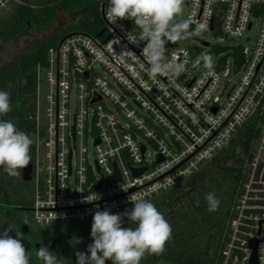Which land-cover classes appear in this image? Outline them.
I'll return each instance as SVG.
<instances>
[{
  "label": "built area",
  "instance_id": "1",
  "mask_svg": "<svg viewBox=\"0 0 264 264\" xmlns=\"http://www.w3.org/2000/svg\"><path fill=\"white\" fill-rule=\"evenodd\" d=\"M95 1L102 36L73 32L36 68L29 117L34 223L60 226L91 221L97 210L123 213L133 207L132 194L153 201L196 174L255 118L259 134L218 240V264H264V0H185L186 19L216 36L169 42L167 58L185 70L157 82L141 55L146 42L127 39L133 22L109 23L108 0ZM23 3L0 0V15ZM204 53L212 57L210 72L197 62ZM115 162L121 180L107 184ZM165 183L167 189L152 191ZM93 193L99 199L88 202Z\"/></svg>",
  "mask_w": 264,
  "mask_h": 264
},
{
  "label": "clouds",
  "instance_id": "2",
  "mask_svg": "<svg viewBox=\"0 0 264 264\" xmlns=\"http://www.w3.org/2000/svg\"><path fill=\"white\" fill-rule=\"evenodd\" d=\"M184 2L185 0H108V22L116 24L117 21L131 20L134 29L127 33V39L137 46L140 41L146 42L141 55L147 61V75L153 82H157L158 76H178L185 70L184 64L167 58L166 45L199 35L206 27L196 23L191 17L177 19L183 12ZM193 23H196L195 30L190 31ZM136 29L139 30L138 34ZM200 60L210 72L213 67L211 55L201 54L197 62ZM11 110L10 93L0 90V116ZM32 144V138L18 129L11 120L0 119V168L7 175H21V170L31 162ZM169 186L170 183L158 185L152 191H158L161 187L167 189ZM97 199L99 197L94 193L86 198L88 202ZM128 199L133 207L123 213L113 214L107 209L94 213L91 224L93 242L88 245L87 253H76V264H106L107 261H111V264H141L146 255H159L165 250L166 243L172 238L171 224L145 196L132 194ZM205 199L209 212L218 209L220 201L214 192L207 193ZM125 217L129 222L128 227L123 226ZM24 224L28 225L27 218ZM133 224L135 227L131 226ZM13 230L15 237L10 234ZM22 240L23 234L11 223L0 231V264H31V253L26 250ZM36 256L43 264H60L57 254L46 246L37 248Z\"/></svg>",
  "mask_w": 264,
  "mask_h": 264
},
{
  "label": "trees",
  "instance_id": "3",
  "mask_svg": "<svg viewBox=\"0 0 264 264\" xmlns=\"http://www.w3.org/2000/svg\"><path fill=\"white\" fill-rule=\"evenodd\" d=\"M59 9L85 13L79 22L70 26L73 32L82 31L96 35L101 30L99 19L95 16V13L99 11L95 0H25V3L16 5L12 11L0 17V39L8 40L24 34L31 24L41 21L51 22ZM67 34L68 32L59 33L40 42L32 54L0 69V90L10 93L12 108L6 115L0 116V119L6 120L7 116H14L17 128L28 135L34 129V124L29 117L34 111L35 101L34 104L26 105L24 100L28 96L35 98L37 65L47 63L49 48L59 43ZM258 134V120L251 118L212 160L184 181L187 187H190L188 192L181 189L182 182L174 190L151 201L159 211L164 212L166 206H171L174 201L179 202L186 197V202L184 206L180 207L177 218L175 216L171 218L170 215L165 217L172 228H176L175 231H172V238L167 243L176 246L177 256L171 259H174L177 264H185L188 235L193 236L192 258L198 257L200 261L202 260V256L196 253L199 242L195 239L198 231L194 228L197 226L202 227V229L217 227L212 235L215 242L219 240L239 192L245 160L250 156ZM30 155L32 159V146ZM0 188L1 203L4 205L0 211L3 210L7 216H10L15 210L25 209L29 211L32 207L33 184L31 181H24L21 175L12 177L0 168ZM209 192H214L220 201L218 209L214 212L208 211L205 197ZM2 221L3 217L0 215V228L3 227ZM127 222L125 217L123 225H127ZM80 224L91 226L92 220ZM53 227L45 226L47 229ZM180 245L182 246L180 247ZM218 246L215 247L216 253L213 257L205 259V263L199 262L198 264H218ZM179 253L182 254L179 255Z\"/></svg>",
  "mask_w": 264,
  "mask_h": 264
},
{
  "label": "flooded vegetation",
  "instance_id": "4",
  "mask_svg": "<svg viewBox=\"0 0 264 264\" xmlns=\"http://www.w3.org/2000/svg\"><path fill=\"white\" fill-rule=\"evenodd\" d=\"M75 13H78L77 16L80 18L85 16L82 12ZM30 214L31 211L23 209L15 210L10 216H7L4 213L5 217L2 221L3 227L0 228V231L7 228L8 223H11L17 231H20L23 234L22 243L26 250L31 253V264H43V262L36 256L37 248L41 246H46L54 254H57L60 259V264H76V253H87L88 245L93 242L91 238V226L81 225L80 223L83 222H72L70 224L54 226L51 229H47L43 226L36 225L34 221L29 218ZM25 218H27L28 225L24 224ZM24 225H27V227L24 228ZM123 226L128 227L129 222H127V225ZM131 226L135 227L134 224ZM175 230L176 228H172V231ZM10 234L15 237V230ZM195 239L198 240L197 236H195ZM187 240V254L184 259L185 264H198L199 262L205 263V259L210 255L208 246H205L204 250H196V253H199L202 256V260L200 261L198 257L196 259L192 258L193 236L188 235ZM181 246L182 245H180V247ZM175 247L174 244L166 243L165 250L161 254L146 255L142 259L141 264H177L174 259H171L177 256ZM181 254L182 253H179V255ZM106 264H111V261H107Z\"/></svg>",
  "mask_w": 264,
  "mask_h": 264
},
{
  "label": "rangeland",
  "instance_id": "5",
  "mask_svg": "<svg viewBox=\"0 0 264 264\" xmlns=\"http://www.w3.org/2000/svg\"><path fill=\"white\" fill-rule=\"evenodd\" d=\"M77 11L72 10L68 11L65 9H59L57 10L54 19L49 22H38L35 24H31L26 32L21 35H17L14 38L3 40L0 39V69L12 64L13 62L27 56L33 53L35 50L37 44L40 42L47 40L51 38L54 35L61 34L63 32H68V34L73 33L71 30V25L76 24L81 19L78 15V13H75ZM84 12H86L84 10ZM83 13V12H82ZM85 14V13H84ZM5 14H1L0 17H2ZM95 16L98 17L100 28L102 29L104 27V21L102 19V14L100 11H97L95 13ZM178 20L186 19V7L183 6V12L182 14L177 17ZM195 28H190V31H194ZM216 36L215 32H212L210 30L204 29L199 35H194L190 38L192 44H196L202 40L207 41H214V38ZM182 43V42H181ZM32 96H28L25 98V104L30 105L34 104V100ZM6 120H11L14 124L16 122V118L14 116H7ZM33 140L32 133L29 135ZM33 147V144H32ZM152 151V150H151ZM232 163V162H231ZM238 165V164H237ZM204 166V165H203ZM22 177V173H21ZM181 189L185 192H188L190 190V187H187L186 182H183L181 184ZM163 195V194H162ZM160 195V196H162ZM0 197H1V188H0ZM159 197V196H158ZM186 202V197L179 202L174 201L172 205H168L164 208V212L160 211L164 217L167 215L172 217H178V211L180 207L184 206V203ZM4 205L1 203L0 198V208ZM174 214V215H173ZM0 215L4 218V211H0ZM29 218L33 220L32 213L29 215ZM173 220V219H172ZM194 230L198 231L197 238L199 242V246L197 247V250H204L205 246H208L210 255L207 258H210L211 256L215 255V247L218 245V242L214 241V237L212 235L215 230H217V227H208L205 229H202V227L197 226V228H194ZM219 248V246H218Z\"/></svg>",
  "mask_w": 264,
  "mask_h": 264
},
{
  "label": "water",
  "instance_id": "6",
  "mask_svg": "<svg viewBox=\"0 0 264 264\" xmlns=\"http://www.w3.org/2000/svg\"><path fill=\"white\" fill-rule=\"evenodd\" d=\"M212 28V27H211ZM105 32V28H103L101 31L98 32L97 36L100 37L102 36V34ZM73 33H70V34H67L61 41H64L68 36L72 35ZM110 37H108L105 41L109 40ZM145 149V147H143V150ZM114 167H115V173L113 175H111L109 178H108V181H107V184H112V183H115L117 181H120L121 180V174H120V171L118 169V166H117V163L115 162L114 163ZM145 170V168H141V169H134L135 173L136 174H140L142 173L143 171ZM32 171H33V160L31 159V162L29 163V165L22 169V179L24 181H31L32 180ZM100 187V185H99ZM25 210V209H23ZM31 210V208L29 209V211ZM27 225H24V228H26ZM255 261L257 259V253L255 251Z\"/></svg>",
  "mask_w": 264,
  "mask_h": 264
}]
</instances>
